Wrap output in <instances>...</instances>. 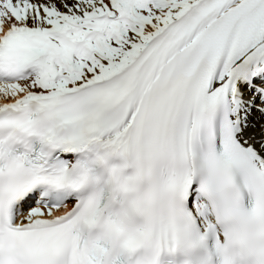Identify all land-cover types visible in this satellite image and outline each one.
<instances>
[{
  "label": "snow or ice",
  "instance_id": "obj_1",
  "mask_svg": "<svg viewBox=\"0 0 264 264\" xmlns=\"http://www.w3.org/2000/svg\"><path fill=\"white\" fill-rule=\"evenodd\" d=\"M0 264H264V0H0Z\"/></svg>",
  "mask_w": 264,
  "mask_h": 264
}]
</instances>
